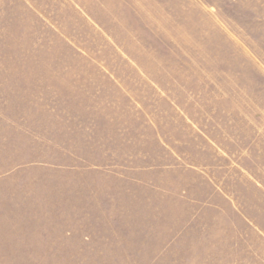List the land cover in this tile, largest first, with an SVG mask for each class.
<instances>
[{
	"label": "rangeland",
	"instance_id": "obj_1",
	"mask_svg": "<svg viewBox=\"0 0 264 264\" xmlns=\"http://www.w3.org/2000/svg\"><path fill=\"white\" fill-rule=\"evenodd\" d=\"M0 264H264V0H0Z\"/></svg>",
	"mask_w": 264,
	"mask_h": 264
}]
</instances>
